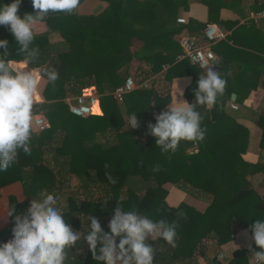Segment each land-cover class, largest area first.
I'll return each instance as SVG.
<instances>
[{"label":"trees","instance_id":"16d2710c","mask_svg":"<svg viewBox=\"0 0 264 264\" xmlns=\"http://www.w3.org/2000/svg\"><path fill=\"white\" fill-rule=\"evenodd\" d=\"M103 1L108 5L98 14L53 13L34 21L44 22L47 31L34 33L33 46L38 52L31 62L18 53L19 46L7 27L0 26V39L9 42L10 59L26 61L46 80V69L54 68L59 73L54 86L47 80L45 102L33 106V113H42L48 127L32 133L30 154L21 151L13 166L0 173V188L17 181L22 184L27 200L18 202L11 197L9 201L15 214L21 215L41 190L54 193L74 231L83 232L82 224L90 225L91 216L109 231L108 223L117 206L126 211L136 209L154 220H179L175 247L159 237L148 239L154 247V264H198L196 254L204 239L222 245L241 229L252 234L255 219H264V194L249 178L261 163L242 159L248 131L228 112L226 99L221 96L210 109L197 106L201 126L206 128L203 141H181L174 153H163L156 146L148 124L155 123L154 116L167 105L169 94L156 91L154 80L149 87L125 94L122 102L113 98L112 91L125 82L132 62L147 66L140 81L163 70L165 82L183 75L178 69L192 73L195 67L188 60L175 61L180 52L178 36L201 25L176 21L181 10H188L190 0ZM203 1L212 14L211 0ZM3 2L10 4L12 0ZM35 11L31 0H22L18 14L23 18L25 14L35 15ZM55 31L62 42H50L48 36ZM199 76L194 74L189 90L198 87ZM90 86L96 87L101 114L74 115L65 99L80 95ZM37 97L40 99L38 93ZM132 112L138 120L137 128L127 126ZM62 157L64 160H59ZM157 165L160 171L154 172ZM108 175L117 182L111 183ZM73 176L79 181L78 190L66 191ZM166 183L189 195H206L207 208L201 212L186 202L169 206ZM93 189L101 195L96 197ZM178 212L185 217L179 218ZM12 227L11 217V223L0 230V242L12 238ZM85 244L78 242L70 250L67 264H96L87 244L84 253L77 251ZM251 250L264 251L255 243ZM246 252L236 250L227 264H247Z\"/></svg>","mask_w":264,"mask_h":264},{"label":"clouds","instance_id":"9594fccd","mask_svg":"<svg viewBox=\"0 0 264 264\" xmlns=\"http://www.w3.org/2000/svg\"><path fill=\"white\" fill-rule=\"evenodd\" d=\"M31 2L35 15L25 14L21 18L18 13L22 0H12L10 4L0 0V26L11 32L19 46L18 53L23 54L28 62L38 52L33 46L34 21L44 20L53 13L72 14L80 0ZM10 52L8 40L0 39V173L13 166L21 151L30 154L33 106L38 99L40 81L35 72L15 70L14 61L9 58ZM210 65L199 76L194 103L181 100L170 104L167 111L155 114L154 124H148L149 134L156 138V146L163 153H174L181 141L204 140L206 128L201 126L202 116L197 106L213 107L227 85V80ZM45 75L53 86L59 79L54 68L46 69ZM177 91L183 96L182 90ZM129 125L138 127L135 112L128 117ZM152 170L159 172V165ZM107 178L113 184L117 182L110 175ZM34 197L23 215L15 214V208L9 206L7 215L13 218L12 238L0 242V264H67L70 250L78 242L88 245L96 264H154V247L148 243L149 237L153 241L159 237L168 245L176 246L179 220L172 223L164 219L154 220L136 209L126 211L117 206L108 223L109 231H105L92 216L88 219L90 225L82 224L83 232L74 231L54 193L45 189ZM177 216L184 218L185 214L178 212ZM251 232L255 245L264 249V219H255ZM77 251H80L79 247ZM253 258L257 264H264V251L254 252ZM217 259L222 260L223 255Z\"/></svg>","mask_w":264,"mask_h":264},{"label":"crops","instance_id":"0c3cea01","mask_svg":"<svg viewBox=\"0 0 264 264\" xmlns=\"http://www.w3.org/2000/svg\"><path fill=\"white\" fill-rule=\"evenodd\" d=\"M211 3L214 8L212 14L209 12V4L206 1L190 0L188 10H181L179 16H184L189 23L194 21L201 25L200 27L193 26L190 31H187L190 36L200 38L203 28L209 24H214L225 34L222 39L212 45L219 61L217 72H220L221 76L227 80L221 97L223 100L226 99L228 112L234 116L239 125L248 131L245 150L241 157L250 164L261 163V167L256 169L249 178L255 189L264 194V16H259L264 12V0H211ZM107 5V2L103 0H83L74 11L80 15L98 14ZM32 28L35 34L47 31L44 22L33 23ZM48 38L51 43L63 41L58 31L49 34ZM191 65L195 67L192 73L185 74L184 68L178 69L177 72L183 75L172 78L170 82L164 81V70L159 74L160 79L157 80L155 88L160 94L167 92L170 98L160 112L167 111L170 104H176L181 100L189 104L195 102L194 93L197 88L190 90L188 88L193 82L194 74L199 76L206 70ZM141 68L147 69V66L132 62L129 71ZM14 69L39 74L37 93L40 100H35L34 103L45 102L44 90L47 80L41 76L39 69L28 67L26 61H14ZM150 80L153 82L154 79ZM159 84L162 86H160L161 89ZM90 87L96 90V87ZM91 89L86 88L85 93H89ZM177 89L183 91V96H180ZM233 103L237 105V108L231 107ZM205 108L210 109L207 106ZM98 114H101V110ZM59 160L62 161L64 158H59ZM164 187L168 191L165 200L169 206H177L180 202H186L201 212L208 206L209 199L206 195L186 194L171 183H166ZM11 197L18 202L27 200L20 182H13L0 188V230L11 223V217L7 215ZM189 197H192L195 202L189 200ZM170 199L174 201L171 202ZM253 244L252 234L247 229L237 231L231 240L222 245H218L211 238L204 239L196 254L197 263L206 264L214 259L216 264H227L236 250L245 249L247 252L244 261L247 264H257L253 258L254 252L262 251H252ZM85 248L86 244L81 247L80 252L84 253ZM220 255H223L222 260L217 259Z\"/></svg>","mask_w":264,"mask_h":264},{"label":"built area","instance_id":"2783aa9c","mask_svg":"<svg viewBox=\"0 0 264 264\" xmlns=\"http://www.w3.org/2000/svg\"><path fill=\"white\" fill-rule=\"evenodd\" d=\"M259 16H264L262 12ZM176 21L181 24H187L188 20L184 16H179ZM225 34L214 24H209L203 28L201 37L190 36L187 30H183L178 36L180 52L176 55L175 61L188 60L191 64L201 70H206L209 64L217 60V56L212 49V45L222 39ZM210 65V66H211ZM138 87H147L146 81H137L131 74L127 76L125 82L112 91L113 98L117 102H122L125 94L137 89ZM86 89L78 96L66 100L69 110L76 116L86 117L91 114H98L95 110L99 109V95L96 90L91 89L85 93ZM232 108H237L236 104H231ZM48 121L42 113H33V132H40L48 127Z\"/></svg>","mask_w":264,"mask_h":264},{"label":"rangeland","instance_id":"374dc122","mask_svg":"<svg viewBox=\"0 0 264 264\" xmlns=\"http://www.w3.org/2000/svg\"><path fill=\"white\" fill-rule=\"evenodd\" d=\"M138 63V62H137ZM132 66H134V65H132ZM143 70H146V69H143V68H141V69H136V71L134 70V69H132L131 70V72H130V74L129 75H131V74H133L135 77H136V79H137V81L139 80H141L142 79V76H143V74H142V71ZM160 74V73H159ZM158 74V76L157 77H155L156 75H152V78L151 77H149V78H146V79H144V80H142L143 82L144 81H146L147 82V87H149L150 85H152V80H150V79H154V84H153V86H154V88H155V84L157 83V80L158 79H160V75ZM150 80V81H149ZM159 86V88H160V84L158 85ZM162 87V86H161ZM94 89L93 87H89V88H87V89ZM161 89V88H160ZM155 90H156V88H155ZM157 91V90H156ZM69 98H72V97H68L67 99H69ZM66 99V100H67ZM37 101H39L40 99L38 98V99H36ZM78 184H79V181H78V179L76 178V177H72L71 179H70V181H69V183H67V185H66V187L64 188L66 191H75V190H78ZM68 186V187H67ZM181 190V189H180ZM183 191V190H182ZM93 193H94V195L97 197V196H100L101 195V193H100V191L98 190V189H93V191H92ZM183 192H185V191H183ZM186 193V192H185ZM187 194V193H186ZM189 200H191L193 203L195 202L194 200H193V198L192 197H189L188 198ZM188 199H186V201L188 200ZM169 201H174V200H172V199H170Z\"/></svg>","mask_w":264,"mask_h":264},{"label":"water","instance_id":"95a60500","mask_svg":"<svg viewBox=\"0 0 264 264\" xmlns=\"http://www.w3.org/2000/svg\"><path fill=\"white\" fill-rule=\"evenodd\" d=\"M218 66H219V61L217 59L210 67H212L213 70L217 72Z\"/></svg>","mask_w":264,"mask_h":264}]
</instances>
